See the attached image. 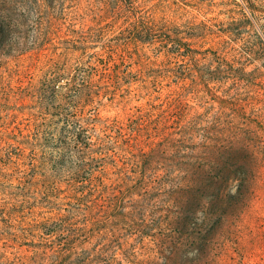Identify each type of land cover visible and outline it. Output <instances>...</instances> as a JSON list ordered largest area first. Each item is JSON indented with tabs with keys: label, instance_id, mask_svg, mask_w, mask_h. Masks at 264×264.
<instances>
[{
	"label": "rangeland",
	"instance_id": "1",
	"mask_svg": "<svg viewBox=\"0 0 264 264\" xmlns=\"http://www.w3.org/2000/svg\"><path fill=\"white\" fill-rule=\"evenodd\" d=\"M0 16V264H264V0Z\"/></svg>",
	"mask_w": 264,
	"mask_h": 264
},
{
	"label": "trees",
	"instance_id": "2",
	"mask_svg": "<svg viewBox=\"0 0 264 264\" xmlns=\"http://www.w3.org/2000/svg\"><path fill=\"white\" fill-rule=\"evenodd\" d=\"M11 23H12V19L11 18H7L5 16H0V43H3L4 40L10 35V24ZM145 31H147V28H145ZM144 32H141V34L144 33ZM82 68H83V72H84V74H83L84 76L81 77V79L83 81L82 85H83V87L87 88V86L90 84V83H88L87 79L89 78L91 73L87 72L88 71L87 68H84V67H82ZM90 69L93 70L94 68L91 67ZM49 91H50V93L52 95V97L50 96V98H52V99H56L58 97V95H61L60 94V90H57L55 88H51ZM60 227H61L60 224H54L53 226H51L48 229H46V231H48L46 233L50 234V231L52 232V231H54V230H56V229H58ZM45 248H48V246L45 245Z\"/></svg>",
	"mask_w": 264,
	"mask_h": 264
}]
</instances>
